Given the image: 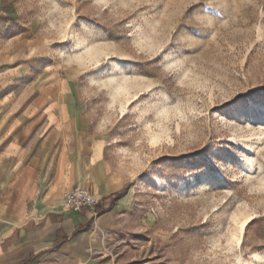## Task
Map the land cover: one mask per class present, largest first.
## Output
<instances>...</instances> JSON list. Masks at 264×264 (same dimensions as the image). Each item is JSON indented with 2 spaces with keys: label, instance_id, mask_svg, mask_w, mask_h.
I'll return each mask as SVG.
<instances>
[{
  "label": "rangeland",
  "instance_id": "rangeland-1",
  "mask_svg": "<svg viewBox=\"0 0 264 264\" xmlns=\"http://www.w3.org/2000/svg\"><path fill=\"white\" fill-rule=\"evenodd\" d=\"M15 7L0 25V59L19 63L31 50L18 84L41 79L44 63L71 75L132 190L106 259L264 264V0Z\"/></svg>",
  "mask_w": 264,
  "mask_h": 264
},
{
  "label": "crops",
  "instance_id": "crops-1",
  "mask_svg": "<svg viewBox=\"0 0 264 264\" xmlns=\"http://www.w3.org/2000/svg\"><path fill=\"white\" fill-rule=\"evenodd\" d=\"M15 5L0 0L1 26L16 19ZM24 51L19 63L11 53L0 59V264H111L102 246L121 228L132 190L105 154L71 75L44 63L41 79L18 84L32 69ZM76 185L100 199L95 209L66 210L62 193Z\"/></svg>",
  "mask_w": 264,
  "mask_h": 264
},
{
  "label": "built area",
  "instance_id": "built-area-1",
  "mask_svg": "<svg viewBox=\"0 0 264 264\" xmlns=\"http://www.w3.org/2000/svg\"><path fill=\"white\" fill-rule=\"evenodd\" d=\"M62 196L66 210L76 213L86 209H95L100 203L98 197L80 185L64 189Z\"/></svg>",
  "mask_w": 264,
  "mask_h": 264
},
{
  "label": "trees",
  "instance_id": "trees-1",
  "mask_svg": "<svg viewBox=\"0 0 264 264\" xmlns=\"http://www.w3.org/2000/svg\"><path fill=\"white\" fill-rule=\"evenodd\" d=\"M118 197H119V194L115 195V199ZM115 199H113L111 201L110 205L107 208L99 209V211L97 213L100 215V214H103L105 212H108L113 207Z\"/></svg>",
  "mask_w": 264,
  "mask_h": 264
},
{
  "label": "bare ground",
  "instance_id": "bare-ground-1",
  "mask_svg": "<svg viewBox=\"0 0 264 264\" xmlns=\"http://www.w3.org/2000/svg\"><path fill=\"white\" fill-rule=\"evenodd\" d=\"M262 108H263V106H262ZM80 186H81V185H80ZM247 221H248V220H246L245 222L242 223V227H241L242 229H243V227L246 225ZM239 241H240V240H239Z\"/></svg>",
  "mask_w": 264,
  "mask_h": 264
}]
</instances>
